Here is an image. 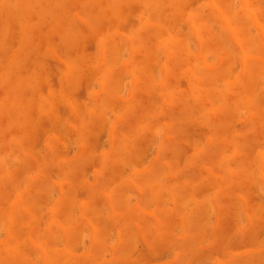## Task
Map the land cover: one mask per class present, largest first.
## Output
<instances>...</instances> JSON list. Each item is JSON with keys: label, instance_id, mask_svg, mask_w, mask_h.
<instances>
[{"label": "rangeland", "instance_id": "obj_1", "mask_svg": "<svg viewBox=\"0 0 264 264\" xmlns=\"http://www.w3.org/2000/svg\"><path fill=\"white\" fill-rule=\"evenodd\" d=\"M0 264H264V0H0Z\"/></svg>", "mask_w": 264, "mask_h": 264}]
</instances>
